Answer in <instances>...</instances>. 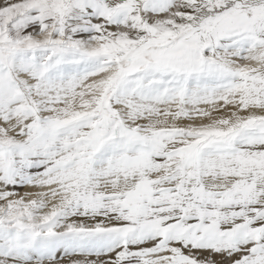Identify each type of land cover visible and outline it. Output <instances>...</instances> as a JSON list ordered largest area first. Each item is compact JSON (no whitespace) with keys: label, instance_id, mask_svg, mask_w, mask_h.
I'll return each mask as SVG.
<instances>
[{"label":"snow or ice","instance_id":"obj_1","mask_svg":"<svg viewBox=\"0 0 264 264\" xmlns=\"http://www.w3.org/2000/svg\"><path fill=\"white\" fill-rule=\"evenodd\" d=\"M0 264H264V0H0Z\"/></svg>","mask_w":264,"mask_h":264}]
</instances>
